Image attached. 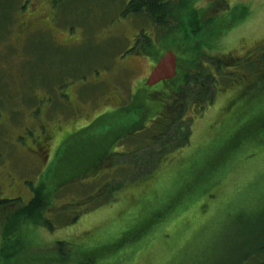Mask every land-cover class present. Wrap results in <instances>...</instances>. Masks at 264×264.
Wrapping results in <instances>:
<instances>
[{
  "label": "rangeland",
  "instance_id": "374dc122",
  "mask_svg": "<svg viewBox=\"0 0 264 264\" xmlns=\"http://www.w3.org/2000/svg\"><path fill=\"white\" fill-rule=\"evenodd\" d=\"M129 1L0 0V198L18 199L0 212V264H244L264 241V0H190L203 26L192 41L223 62L208 68L218 73L213 100L187 111L185 145L149 171L152 161L75 178L115 155L130 165L139 143L128 128L139 125L115 115L109 139L92 123L139 86L152 96L163 86L144 84L154 58L132 55L139 28L159 30L145 12H124ZM171 1L170 48L187 70L180 42L192 26L174 9L184 0ZM36 186L42 222L16 224Z\"/></svg>",
  "mask_w": 264,
  "mask_h": 264
},
{
  "label": "trees",
  "instance_id": "16d2710c",
  "mask_svg": "<svg viewBox=\"0 0 264 264\" xmlns=\"http://www.w3.org/2000/svg\"><path fill=\"white\" fill-rule=\"evenodd\" d=\"M189 2L190 0H184L182 2L183 6L180 5L174 8L180 9L178 10L180 11V13H183L182 8H185L184 11H186V13H184V15L186 18L183 17V25L185 22H188V24L193 27L192 28L190 26L191 28L187 29L188 32L187 30L184 31V34L186 35L182 37L183 41L180 42L182 45L184 44L185 46H183L184 48L182 49V53H180L179 58L181 60L183 58L185 59V61L187 62L186 68L188 69L185 70L181 68L182 64H184L182 62L180 66H178L177 75L173 78L163 80V86L161 87L160 91L158 90L159 92H157L155 96H152L151 92H144L142 90L144 86H139L137 88V95H135L133 98L131 95L130 99L127 102H124V104H122L121 106L118 105L116 106V108H111L109 111L99 114V116L95 118L96 120L94 119V123H92L95 125H103V135H109V139L110 135L114 134L116 131L117 133L119 132V127L113 126L110 123L111 118L115 115L118 116H115V118L113 119L114 121L120 120L124 121L125 123L127 121L130 123V126L139 125L137 126V128H128L131 134L130 138L138 142L139 147H136V149L133 150L129 149L127 151L126 149H124L120 151L121 153L127 151L128 153L132 154L131 156H135V159L131 161L130 165H124V162L120 163L119 160L115 159V156H118L115 155L111 156L107 160L108 164L103 165L102 168L99 166L93 167V169L91 170H84V172H82L78 176L73 173H70L68 175H75V178L77 177L76 179H81L83 181L85 180V177L95 174V170L97 169H100L101 171L104 167H107V169H112L115 166L119 165V167H122L121 169H124L125 171H131L133 170L132 167L137 165L141 166L139 168L141 170L145 167L143 166L144 163L152 161L154 163L153 166L146 167L145 169L146 171H149L155 167L156 161L162 159V157L169 149L178 148L187 143L188 137L190 136V123H188L189 120H186L187 111L188 109H190L191 106L195 105L197 102L207 103L208 101L210 102L213 100L215 91L217 89L215 80L216 75L218 73L210 69L208 70V68H210L211 65H215L217 66V71L220 72L221 67L219 66V62H223V58H216L215 56L207 54L203 50L204 43L202 41L201 43H196L192 41L193 34L201 31L203 26L201 24L199 12L196 9H191V3ZM173 5H175V3L171 0L129 1L126 8L124 9V12H133L137 14L145 12L149 17L154 20L159 30L158 35H151L150 33H148V31L145 30L146 27L145 29L143 28L141 35L139 36L141 38L135 46V51H138L139 53L144 54L146 56H152L154 59H157L162 54L161 52L162 50H164L163 48L172 47V45L170 44L171 41H174L176 45L178 44L177 39L179 37L175 38V35L177 36L176 31L175 33L172 32L174 27L169 23V11L172 9ZM211 20L213 21V18H211ZM209 22L210 19L207 20L206 24H208ZM186 25L187 24L185 23V27ZM211 30L213 32H216L217 29L215 27H212ZM207 56L211 57L215 61H212V64L205 65V63H207ZM144 84L145 86H148L146 84V80ZM145 93H147L148 95H146ZM168 104H171L172 109L171 111H168V113H165L164 108L167 107ZM146 107L149 110L146 111ZM151 115H154L153 121L150 119ZM156 118V126L152 125L151 128L147 127V121L154 122ZM145 123L146 125H144ZM84 127H80V130L76 132V135L87 131L86 129H83ZM108 142L109 140L107 142L106 140H104L105 145H107ZM111 147L114 148V146L109 143L107 149H110ZM148 155L153 156L147 157ZM120 156L122 157V159L124 158V154H120ZM91 158L93 159V156H91ZM132 163H134V165H132ZM139 163L142 165H140ZM130 171L129 173H131ZM99 174L100 173H98L97 175ZM133 178L134 177H131L130 179ZM107 180L113 179L110 178ZM107 180L105 182H108ZM116 187L117 186L111 187L110 192L109 190H105L104 188L98 191H104V193L109 192L106 199L110 200L112 199L111 194L112 192L114 193V189ZM41 191L42 189L39 186H36L34 188V195L27 202V204L19 203L17 210L13 213L14 219H17L16 224L19 222V219H21L20 221H22L23 218H25L26 221H28L29 219L35 224L42 222L43 219L41 220V218L43 217L44 211L48 206L46 204L47 201H43L42 199H40ZM16 200H18L17 197L0 198V212L8 206L6 205V203L11 202V204H13ZM45 220L46 221L44 222V224L52 227V223L48 219ZM18 228L20 229L19 225L16 229L18 230ZM10 237L11 235L6 234L4 236L5 242H8ZM5 246L6 245H4V248ZM257 248L258 252L254 254V257L252 259L247 260L249 258V256H247L245 258L247 261L244 264H264V241H262L261 244L257 245L256 249Z\"/></svg>",
  "mask_w": 264,
  "mask_h": 264
},
{
  "label": "water",
  "instance_id": "95a60500",
  "mask_svg": "<svg viewBox=\"0 0 264 264\" xmlns=\"http://www.w3.org/2000/svg\"><path fill=\"white\" fill-rule=\"evenodd\" d=\"M177 54L172 48L167 49L151 69L146 78L147 85H155L160 81L173 78L177 75Z\"/></svg>",
  "mask_w": 264,
  "mask_h": 264
},
{
  "label": "flooded vegetation",
  "instance_id": "af4514ba",
  "mask_svg": "<svg viewBox=\"0 0 264 264\" xmlns=\"http://www.w3.org/2000/svg\"><path fill=\"white\" fill-rule=\"evenodd\" d=\"M152 24H153V26H154L155 22H153ZM142 29H143V26H142L141 28H139V29L137 30V32L134 33L135 37H134V39H133V44H132V46H133L132 49H133V50L135 49V46H136V44H137V42H138L139 35H141ZM148 33H149V32H148ZM165 51H166V50H165ZM165 51H164V52H165ZM164 52H163V53H164ZM138 53H139L138 51H135V50H134V52H133L132 55H135V54H138ZM163 53H162V54H163ZM162 54H161V55H162ZM132 55H131V56H132ZM161 55L159 56V58L161 57ZM145 56H146V55H145ZM237 57H238V56H234V57H232V59H233L234 61H231V60H230L229 63L235 62V60L237 59ZM126 58H127V57H125L124 59H126ZM151 58H153V57L151 56ZM159 58H157V59H153V61H155V63H156L157 60H158ZM155 63H154V64H155ZM153 66H154V65H153ZM84 126H85V125H84Z\"/></svg>",
  "mask_w": 264,
  "mask_h": 264
},
{
  "label": "bare ground",
  "instance_id": "6f19581e",
  "mask_svg": "<svg viewBox=\"0 0 264 264\" xmlns=\"http://www.w3.org/2000/svg\"><path fill=\"white\" fill-rule=\"evenodd\" d=\"M164 43V42H163Z\"/></svg>",
  "mask_w": 264,
  "mask_h": 264
}]
</instances>
